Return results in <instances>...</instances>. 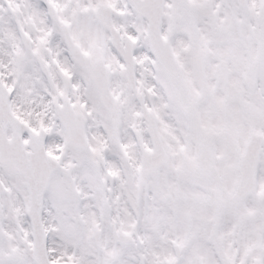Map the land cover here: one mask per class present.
Here are the masks:
<instances>
[{
    "label": "snow or ice",
    "instance_id": "snow-or-ice-1",
    "mask_svg": "<svg viewBox=\"0 0 264 264\" xmlns=\"http://www.w3.org/2000/svg\"><path fill=\"white\" fill-rule=\"evenodd\" d=\"M0 264H264V0H0Z\"/></svg>",
    "mask_w": 264,
    "mask_h": 264
}]
</instances>
